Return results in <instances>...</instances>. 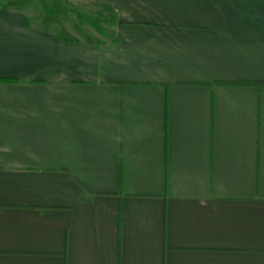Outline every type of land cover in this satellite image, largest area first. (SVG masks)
<instances>
[{
	"label": "crops",
	"instance_id": "0c3cea01",
	"mask_svg": "<svg viewBox=\"0 0 264 264\" xmlns=\"http://www.w3.org/2000/svg\"><path fill=\"white\" fill-rule=\"evenodd\" d=\"M108 1L0 6V264H264V0Z\"/></svg>",
	"mask_w": 264,
	"mask_h": 264
},
{
	"label": "rangeland",
	"instance_id": "374dc122",
	"mask_svg": "<svg viewBox=\"0 0 264 264\" xmlns=\"http://www.w3.org/2000/svg\"><path fill=\"white\" fill-rule=\"evenodd\" d=\"M4 1H14V0H4ZM66 6L68 7V12L61 15L60 21L64 30L67 29L76 38L88 39L99 38V39H109L110 37L104 36L101 32L93 26L89 18L97 19L100 25L104 27L108 32L113 30V24L115 21L118 22V18L114 19V14L118 15L115 6L108 0H64ZM29 5L31 12L35 14V18L43 21L44 10L42 4L38 0H34ZM25 5V6H27ZM107 6L111 7L110 9ZM24 7V6H23ZM22 8V7H21ZM12 9V8H9ZM19 9V8H13ZM73 11L80 13L78 16ZM44 23V22H43ZM58 25V24H53ZM66 31V30H65Z\"/></svg>",
	"mask_w": 264,
	"mask_h": 264
},
{
	"label": "trees",
	"instance_id": "16d2710c",
	"mask_svg": "<svg viewBox=\"0 0 264 264\" xmlns=\"http://www.w3.org/2000/svg\"><path fill=\"white\" fill-rule=\"evenodd\" d=\"M32 1L34 0H14V1H8V2L1 0L0 6L3 9L21 8L31 3ZM38 1L41 2L43 10H44V15H43L44 24L47 26H50L53 24L61 25V21H60L61 15L68 12V7L66 6L65 1L64 0H38ZM107 8L110 9L111 7L107 6ZM73 12L77 14L78 16L80 15V13L77 11H73ZM116 18H118V15L115 13L114 19L116 20ZM89 20L93 24V26H95L104 36H107L110 38H113L115 36L114 28L111 32H108L104 27L100 25V22L97 19L89 18ZM116 24H117V21H115V23L113 24V27H115ZM59 35L61 36L62 39L67 40V41H71V42L78 41L76 37L70 35L65 30H62ZM87 41L94 42L97 44L105 43V40L103 39L92 38V37H89Z\"/></svg>",
	"mask_w": 264,
	"mask_h": 264
}]
</instances>
